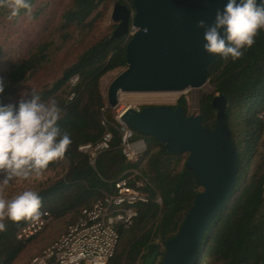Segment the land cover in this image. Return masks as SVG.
Here are the masks:
<instances>
[{
    "label": "trees",
    "instance_id": "16d2710c",
    "mask_svg": "<svg viewBox=\"0 0 264 264\" xmlns=\"http://www.w3.org/2000/svg\"><path fill=\"white\" fill-rule=\"evenodd\" d=\"M117 1L133 2L73 0L65 14L66 22L91 26L92 21L109 8L110 2ZM87 18L90 19L87 21ZM110 34L83 50L56 81L37 90L34 88L40 102L55 100L61 110L57 123L70 133L72 140L64 156L69 166L62 177L35 190L43 201L41 215L47 209L52 215L42 231L19 239L16 236L18 228L30 220L14 223L5 218L2 221L6 227L0 231V264H21L27 258L22 263L26 264L56 239L47 235L54 223L64 225V232L83 206L92 204L103 190L112 189L111 181L125 169L139 166L140 159L131 162L123 154L119 132L113 125L111 145L99 153L96 166L90 163L88 154L78 149L79 143L98 139L104 129L101 107L105 97L100 89L101 77L127 65L125 35L112 38ZM53 46L54 41L33 44L13 54L0 48V55H3L0 70L2 65L6 67L0 75L4 91L6 88L16 90L32 79L42 63L48 62L55 53ZM74 74H79L80 80L71 89L69 80ZM208 77L214 92L226 100L227 123L239 162L235 186L226 205L206 230L194 264L204 258L208 264H264V119L258 115L264 108V30L259 31L253 46L246 49L240 59L225 61L217 55L208 67ZM71 90L76 92L75 96L67 101ZM31 94L24 99H30ZM212 95L202 92L198 100L203 124L210 127L215 121L210 105ZM184 98L178 97L175 105L186 113ZM21 99L2 104L18 107ZM105 114L113 120L110 107ZM140 136L147 144L140 171L149 179L162 202L152 199L138 206L134 225L121 231L117 250L108 264H137L138 261L156 264L164 254L167 240L177 234L195 193L200 190L186 166L185 154L172 153L154 136Z\"/></svg>",
    "mask_w": 264,
    "mask_h": 264
},
{
    "label": "water",
    "instance_id": "95a60500",
    "mask_svg": "<svg viewBox=\"0 0 264 264\" xmlns=\"http://www.w3.org/2000/svg\"><path fill=\"white\" fill-rule=\"evenodd\" d=\"M226 3L133 0L131 12L117 2L111 8V19L118 23L112 38L124 36L130 23L138 32L127 42V65L109 84V105H114L122 92H183L208 82V67L217 55L204 51V29L197 23L212 24L217 9ZM210 105L215 113L212 127L203 124L201 113H184L171 103L146 105L139 111L127 105L122 111V118L139 134L160 139L172 153H185L186 166L200 186L157 264H194L206 230L235 186L239 159L227 123L226 100L214 92Z\"/></svg>",
    "mask_w": 264,
    "mask_h": 264
},
{
    "label": "clouds",
    "instance_id": "9594fccd",
    "mask_svg": "<svg viewBox=\"0 0 264 264\" xmlns=\"http://www.w3.org/2000/svg\"><path fill=\"white\" fill-rule=\"evenodd\" d=\"M10 9L9 18L19 15L21 9L31 11L29 0H0V8ZM204 29L202 45L209 55H219L225 61L240 59L251 48L261 29H264V0H227L217 9L212 24L204 20L197 23ZM4 81L0 77V94ZM61 110L55 100L40 102L33 89L31 98H22L18 107L0 103V186L13 177H37L53 161L62 159L71 145L70 133L58 125ZM139 134V133H138ZM42 197L37 191L25 190L11 199L0 196V231L6 217L17 223L36 221L41 216Z\"/></svg>",
    "mask_w": 264,
    "mask_h": 264
},
{
    "label": "built area",
    "instance_id": "2783aa9c",
    "mask_svg": "<svg viewBox=\"0 0 264 264\" xmlns=\"http://www.w3.org/2000/svg\"><path fill=\"white\" fill-rule=\"evenodd\" d=\"M128 27L126 41L138 32L133 24L130 23ZM79 80V74L72 75L69 80L70 88H74ZM75 93L71 90L67 101ZM142 106V103H135L131 107L139 111ZM108 107L114 108L111 112L113 120L105 114ZM123 109L118 100L114 105H109L105 100L101 107V123L104 126L102 134L96 140L79 143L78 149L88 154L93 166H96L99 153L111 145L114 137L111 125L119 132L120 147L128 161L137 162L147 150L144 137H137L138 132L122 118ZM258 112L264 119V108ZM111 182V190H103L92 204L83 206L67 229L41 252L35 253L26 264H108L117 250L121 231L134 225L139 214L138 206L152 199L162 202L149 179L138 168L125 169ZM51 220L52 215L46 210L38 220L23 223L16 236L27 239L42 231Z\"/></svg>",
    "mask_w": 264,
    "mask_h": 264
},
{
    "label": "rangeland",
    "instance_id": "374dc122",
    "mask_svg": "<svg viewBox=\"0 0 264 264\" xmlns=\"http://www.w3.org/2000/svg\"><path fill=\"white\" fill-rule=\"evenodd\" d=\"M73 0H29L31 3V11L23 10L18 16L9 18L10 9L7 7L0 8V48L7 54H13L21 49L29 48L33 44H42L44 42L54 41L53 50L55 53L49 58L48 62H43L34 77L26 84H23L18 89H8L0 96V103H9L16 99L24 98L30 95L34 88L40 89L44 86L50 85L57 78H60L80 53L93 43L99 41L103 37H107L112 31V20L110 18V11L114 3L110 2L109 8L102 16H97L92 25L88 26L83 23L82 26L76 25L75 22H66L65 14L69 10ZM92 18V14L90 15ZM87 18V21L90 19ZM85 21V22H87ZM66 25V28L62 27ZM65 35H68L65 37ZM112 34H110L111 36ZM0 60H3V55H0ZM1 66L0 75L5 71L6 67ZM124 67L116 68L106 72L100 79V89L106 100V95L110 82L117 76ZM202 92L213 94L214 89L209 82H206L200 88H192L180 93L175 99L169 101L165 100H147L136 101L135 103H142L146 105H157L158 103H176V99L184 96L186 103V113L199 112L198 100ZM126 96V92H122ZM151 94V93H150ZM137 95V96H136ZM143 93H132L127 97H139ZM142 106V107H143ZM114 108L111 109V112ZM141 134L137 135L140 137ZM185 154V153H183ZM186 155V154H185ZM144 153L140 156V163L138 168L142 170V163L144 161ZM68 160L62 158L53 161L48 168L42 172L40 176L33 174L27 179L13 177L7 185L0 186V196L5 199H11L15 195L25 190H40L47 184L62 177L68 170ZM4 176L0 173V179ZM48 210V209H47ZM6 218V217H5ZM4 218V219H5ZM54 228L49 229L48 236L53 239L58 237L64 230V225L59 222L54 223ZM129 232L125 233L128 234ZM36 248H33L35 252ZM27 258L21 261V264ZM137 264H140L138 261ZM146 264H151L150 262ZM157 264V263H156ZM199 264H208L207 258L200 261Z\"/></svg>",
    "mask_w": 264,
    "mask_h": 264
},
{
    "label": "bare ground",
    "instance_id": "6f19581e",
    "mask_svg": "<svg viewBox=\"0 0 264 264\" xmlns=\"http://www.w3.org/2000/svg\"><path fill=\"white\" fill-rule=\"evenodd\" d=\"M183 92L181 91H159L157 93H151V94L143 93L144 95L139 96V97H133V98L127 97L129 94H132L130 92H126V96H123V94L120 93V95H118V103L121 108H125L127 105L132 106L133 104H135L136 101H147V100H158V101L167 100L169 101L171 99H175L180 93H183Z\"/></svg>",
    "mask_w": 264,
    "mask_h": 264
},
{
    "label": "flooded vegetation",
    "instance_id": "af4514ba",
    "mask_svg": "<svg viewBox=\"0 0 264 264\" xmlns=\"http://www.w3.org/2000/svg\"><path fill=\"white\" fill-rule=\"evenodd\" d=\"M117 2L126 5L128 8H130L129 10H130L131 12H132L133 9H134V7H133V2H132V3L128 2V1H125V2L117 1ZM117 2H115L114 5H115ZM110 18H111V11H110ZM111 20H112V19H111ZM112 22H113V23H112V25H111V28H112V35H113V33L115 32V30L117 29V24H118V23L115 22V21H113V20H112ZM112 35H111V37H112ZM116 38H118V37H116Z\"/></svg>",
    "mask_w": 264,
    "mask_h": 264
}]
</instances>
